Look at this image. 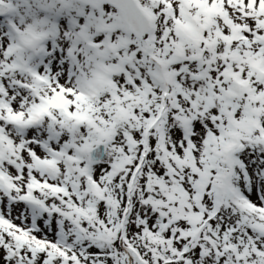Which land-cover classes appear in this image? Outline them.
Segmentation results:
<instances>
[{
	"label": "snow or ice",
	"instance_id": "snow-or-ice-1",
	"mask_svg": "<svg viewBox=\"0 0 264 264\" xmlns=\"http://www.w3.org/2000/svg\"><path fill=\"white\" fill-rule=\"evenodd\" d=\"M0 264H264V0H0Z\"/></svg>",
	"mask_w": 264,
	"mask_h": 264
}]
</instances>
